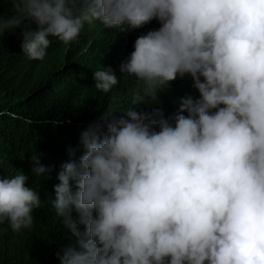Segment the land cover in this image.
Wrapping results in <instances>:
<instances>
[{"label": "clouds", "instance_id": "9594fccd", "mask_svg": "<svg viewBox=\"0 0 264 264\" xmlns=\"http://www.w3.org/2000/svg\"><path fill=\"white\" fill-rule=\"evenodd\" d=\"M4 2L14 15L0 12V38L34 21L21 50L38 61L49 37L70 45L86 23L132 32L158 20L120 65L138 81L132 106L158 102L186 75L199 93L167 118L131 106L81 132L83 154L54 186L55 216L80 249L66 247L61 264H264V0ZM93 78L103 93L120 82L110 67ZM32 165L36 176L50 171L38 155ZM27 180L0 176V225L14 232L30 229L41 205Z\"/></svg>", "mask_w": 264, "mask_h": 264}, {"label": "trees", "instance_id": "16d2710c", "mask_svg": "<svg viewBox=\"0 0 264 264\" xmlns=\"http://www.w3.org/2000/svg\"><path fill=\"white\" fill-rule=\"evenodd\" d=\"M0 12L14 15L12 4L0 0ZM36 27L34 21L24 19L0 38V176H28L25 186L36 191L41 201L33 210L30 229L14 232L7 222L0 225V264H61L59 256L66 247L80 250L78 238L55 216L57 174L62 164L83 154L81 132L102 114L111 111L116 118H126L138 81L122 74L120 65L134 51L137 37L157 30L160 23L153 20L132 32L106 29L99 21L86 23L70 45L49 37L43 61L31 60L21 50L22 32ZM109 67L120 82L103 93L95 88L93 77L100 68ZM186 95L199 97L190 75L170 82L158 93V102L132 107L138 112L159 108L167 118L179 110L180 98ZM70 148L77 150L75 157L69 156ZM36 155L50 170L42 177L32 174ZM70 183L75 191V182ZM83 227L78 225L80 231Z\"/></svg>", "mask_w": 264, "mask_h": 264}]
</instances>
